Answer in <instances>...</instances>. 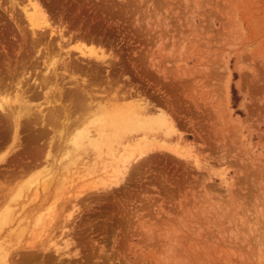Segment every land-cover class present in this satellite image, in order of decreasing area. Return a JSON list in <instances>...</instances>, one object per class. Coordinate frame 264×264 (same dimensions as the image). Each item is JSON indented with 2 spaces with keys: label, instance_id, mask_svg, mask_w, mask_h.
Here are the masks:
<instances>
[{
  "label": "rangeland",
  "instance_id": "374dc122",
  "mask_svg": "<svg viewBox=\"0 0 264 264\" xmlns=\"http://www.w3.org/2000/svg\"><path fill=\"white\" fill-rule=\"evenodd\" d=\"M31 4L47 26L31 27ZM53 70L60 97L40 81ZM122 94L165 112L177 135L131 144L142 155L117 182L105 147L69 142L80 126L60 145L49 132L44 162L49 137L21 130L12 147L1 120L24 101L36 117L55 99L73 118ZM1 100L0 201L18 212L5 264H264V0H0Z\"/></svg>",
  "mask_w": 264,
  "mask_h": 264
},
{
  "label": "bare ground",
  "instance_id": "6f19581e",
  "mask_svg": "<svg viewBox=\"0 0 264 264\" xmlns=\"http://www.w3.org/2000/svg\"><path fill=\"white\" fill-rule=\"evenodd\" d=\"M29 6H30L29 9H25L24 8L25 9L24 10V14L26 15V18L28 19V22L31 24V27L32 26L33 27L39 26L38 21H40V20H41L40 25L42 24V25L47 26L46 21L44 22L42 17L39 18L40 14L38 12L37 7L34 4H31ZM78 58H79V56H78ZM80 58H82V60H84V61H98V62L100 61L101 62V60L99 59V57L97 55H95L94 53L91 54L90 52L88 53V55L81 54ZM74 68H76V66ZM78 69H79V67H78ZM73 71L71 73L68 72V74L70 73V74L73 75ZM56 72L58 73L57 70H56ZM56 72L53 70L49 74L43 73V75H42V77L40 79V81L42 80L41 83L46 85L47 88H48V84L49 83H53V82H55L57 80L58 74ZM71 76H70V78H71ZM62 77H63V75H62ZM59 78H61V77H59ZM63 79H64V77H63ZM71 79H73V78H71ZM83 83H85V82H83ZM85 87H84V89H85ZM74 89L75 90L77 89L76 92H78L80 96L81 95L89 96L88 94H86V92H85V90L83 88H79L78 82H76V84L74 86ZM45 90H48V92L44 93V96H48V95L54 96L55 94H57L60 97L61 94H62V90L60 88H59V90H57V88H55V89L53 88L52 89V87L50 88V84H49V88L45 89ZM127 93H130V92H127ZM74 94H75V92H74ZM138 94H135L134 96H132V94H122L121 96L118 95L119 97H115V99L113 98L114 96H112L114 101H116L119 98H120L119 99L120 101L121 100H125L126 104L124 103V105H122V106H120V104L122 102L120 103L119 101H117V102H119V105H117V104L114 105L113 104V105H111V107H104L103 104H105V101H104V103L101 102L102 106L99 105L100 100H99L98 104L96 103V106H94L91 103L85 104L86 102H83V104H84V106H83L84 113L81 114V111L79 110L80 114H78L79 112H77L78 115L77 116L73 115L74 116L73 118L70 117V115L68 116L67 113L69 111L67 113L65 112V106L62 105L59 101H55V99L53 100L51 98V101H47V102L46 101H44V102L42 101L43 103H45V102L47 103V105H45V106H47V110L45 109L46 111H42L41 108H40V110H38V113H36V117L32 116L31 113H29L30 105L29 104L27 105L26 104L27 102L24 101V102H22V106L25 109V111H26L25 113L26 114L24 113L22 115H17L16 117L14 116L13 119L10 118L11 120L8 118V116H6V117L3 116V118L2 117H0V118H2L1 120H6L7 119V120H9L11 122L9 124L12 125V127L10 129H13V137L11 136L12 137L11 140H12V144H13L12 147H15V146L20 144L21 141H20L19 134H20L21 130L28 131V133L25 136H28L27 137L28 140L33 142V140H35L37 138H43V137L47 136V134H49V132L55 133V128L59 127L60 128V130L58 129L59 132L56 129V131L58 133H55V134L59 135L58 139H57V141L59 143L63 139V136H65V134L63 132H65L68 129H75L76 127L80 126V127L75 129L76 131L72 130V131H75V132L71 133L72 134V137H71L72 141H69V142L73 143V147L74 148L75 147L78 148L80 146L81 149L85 153H86V151H88V154H90L89 153V150H90V152L92 151L91 154L94 153V154L98 155L99 151H101L102 147H105L107 149V151L110 152L113 155V157H112V161H113L112 163L113 164H111V166H109V167H111V169H110L111 178H115L114 180H116L117 178L119 179V176L123 175L122 172L127 169V167L129 166L130 163L135 162L142 155L141 153H139V154H137V156L135 155V157H134L132 155V153H130V151H128V149L130 148L131 144H134L135 142H136V145L139 144L140 142L145 143L148 135H151L153 137H158L159 136L160 138H168V137H171L172 135L173 136L177 135L175 130H173L174 129L173 120L169 118V115L167 116L165 114V112H162V110L161 111L159 110L160 112H158V114H156V111H157L158 108H155L154 107L155 105L154 106L150 105L149 101H147L145 99H141L142 97H140ZM46 100H47V97H46ZM110 101H112V99ZM6 104H9V103H7L6 101H3V100L0 101V111H1V113L5 110V108H7ZM81 104L79 102V105H80V107L82 109V105ZM107 105H109V104H106V106ZM39 106H41V105H39ZM7 109L8 110L10 109L9 105H8ZM5 114H9V113L8 112L7 113L4 112L3 115H5ZM61 115H62L63 120H60V116ZM21 119H22V121H21ZM78 130H80V132H78ZM66 132H67L66 134L69 133L68 131H66ZM71 134H69V135H71ZM137 134L138 135H140V134L142 135V137L140 138L141 140H139V141L135 140V139H137V137H136ZM47 137H49V136H47ZM47 137H46V139H47ZM153 137H152V139H153ZM53 140H54V137H49L47 139V141H48L47 143L45 142V139L43 140L46 143V146H47V148L45 147L47 149L46 152L44 151L45 152L44 162H46L47 159L50 157L51 149H52V146H53ZM40 142H39V144L43 145V143H40ZM67 143H68V141H67ZM120 144H121V146L124 145L123 146L124 148H122L120 150L117 149L118 150V151H116L117 155H115L116 152H114L115 151L114 150V146L115 145H120ZM59 145H60V143H59ZM71 147H72V145L70 146V148ZM115 147H117V146H115ZM160 149H163V148L160 147ZM83 151H81V152H83ZM32 156L33 155H31V157ZM37 156H38V154H37ZM17 161H19V160H17ZM34 163H35V161H34ZM27 167H28V169H31L33 166L32 165H28L26 167L20 168V172H22V171L24 172V169L27 168ZM6 171L10 172V171H13V169L10 168V169H7ZM26 173H28V172H25V174ZM22 174H21V176H22ZM16 176H17V173H16ZM16 176H13V177H16ZM40 176H41V174H40ZM10 179H12V178H10ZM117 181L118 180H116L115 182H117ZM14 185H15V183H14ZM11 189H12V187H11ZM42 189H45V188H42ZM8 190H5V191H8ZM0 194L3 195V192H2L1 188H0ZM34 194H33L34 195L33 200L35 201V199L37 197V194H38L36 190H35ZM5 196H7V194H5ZM7 197H8L7 199L9 200L10 199L9 196H7ZM4 199H6V197ZM17 199L18 198H16V200ZM2 200L0 201V205L2 204L0 206V239H1L2 235H3V232L5 231V227L11 225L14 222V220L16 219L17 215H18V212L15 211L13 207H10V204H8L9 201L2 203ZM12 200H13V198L10 199V201H12ZM28 200L31 201V203L33 201V200H30V199H28ZM3 201H5V200H3ZM21 210H19V211H21ZM22 217H23V214H22ZM18 221L20 222V220H18ZM16 223L14 222V224H16ZM16 226H17V224H16ZM15 231H17V229ZM15 231L11 232V234L16 233ZM8 234H10V233H8ZM15 235L14 236L12 235L13 238L15 237ZM18 238H19V236L16 237L17 242L19 240ZM5 243L6 242H4V244ZM1 247H4V246L0 245V263L5 264L8 261V257H7V253H5L6 249L4 250L5 251L4 252L3 249L1 250Z\"/></svg>",
  "mask_w": 264,
  "mask_h": 264
},
{
  "label": "trees",
  "instance_id": "16d2710c",
  "mask_svg": "<svg viewBox=\"0 0 264 264\" xmlns=\"http://www.w3.org/2000/svg\"><path fill=\"white\" fill-rule=\"evenodd\" d=\"M232 92H233V94H235V91L234 90H232Z\"/></svg>",
  "mask_w": 264,
  "mask_h": 264
}]
</instances>
